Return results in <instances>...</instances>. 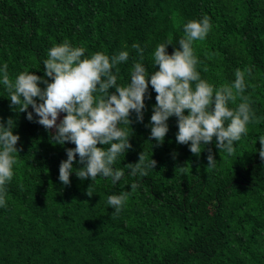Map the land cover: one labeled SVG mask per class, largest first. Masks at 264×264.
<instances>
[{
	"label": "trees",
	"instance_id": "16d2710c",
	"mask_svg": "<svg viewBox=\"0 0 264 264\" xmlns=\"http://www.w3.org/2000/svg\"><path fill=\"white\" fill-rule=\"evenodd\" d=\"M204 16L212 29L193 42L201 79L219 88L234 83L237 69L251 70L243 95L259 123L247 125L231 156L216 148L215 138L201 146L199 157L192 154L190 144L176 141L174 116L162 144L149 140L156 103L149 84L143 122L133 112L131 125H120L132 135L131 149L113 165L124 171L122 179L80 180L77 156L71 183L63 185L59 165L75 145L52 143L54 130L36 123L35 113L29 121L13 108L0 82V122L11 118L20 137L6 207H0V264H264V161L258 151L264 135V0H0V69L6 63L13 81L25 71L43 77L48 51L68 41L85 49L82 59L127 51L128 60L113 68L117 84L127 86L135 63L154 73L156 47L171 41V54L184 24ZM133 44L143 49V59ZM241 102L238 97L228 107ZM209 149L216 159L211 169ZM142 152L157 163L147 176L131 175L128 164ZM184 166L182 173L177 167ZM121 192L130 195L115 214L108 196Z\"/></svg>",
	"mask_w": 264,
	"mask_h": 264
},
{
	"label": "clouds",
	"instance_id": "9594fccd",
	"mask_svg": "<svg viewBox=\"0 0 264 264\" xmlns=\"http://www.w3.org/2000/svg\"><path fill=\"white\" fill-rule=\"evenodd\" d=\"M183 29L184 37L171 54L167 52L171 41L156 47L154 62L158 70L149 75L141 63H135L127 86L118 85L117 75L113 73L116 65L128 60L127 51L111 58L97 52L91 58L82 59L85 49L73 47L68 41L48 51V58L43 62V77L25 71L13 81L8 65H3L0 82L9 93L11 106L18 108L19 113L26 112L29 121H33L35 113L38 117L36 123L46 130H54L52 143L63 146L70 142L75 145V148L65 149L67 159L59 165V181L63 185L71 183L77 156L78 163L83 165L75 169L80 180L94 182L102 176L111 178L116 184L122 179L124 171L114 169L113 165L118 156L131 149L129 138L132 135L120 125H131L133 112L137 121L143 122L149 84L156 93L149 140L154 139L158 144L164 142L169 131L167 121L174 116L178 124L176 141L182 145L190 144L192 154L199 157L203 151L201 146L212 143L215 138L216 148L231 156L235 153V143L247 135V125L259 123L248 97L243 95L247 87L245 75H251L250 69H237L234 83L219 88L201 79L197 71L198 59L194 55L193 42L207 37L212 29L210 18L204 16L200 20H190ZM132 47L143 59L140 45L133 44ZM41 84L45 87L42 88ZM110 89L115 91L110 92ZM238 97L242 102L235 109H230L229 102L235 103ZM30 106L32 111H28ZM62 113L65 115L60 119ZM13 123L11 118L6 125L0 122V207H6V185L13 179V165L17 163L13 154L20 151L16 147L20 137L13 134ZM258 139L261 146L259 157L264 161V135ZM207 161V169L215 167L216 159L211 149ZM156 163L142 152L138 162L128 164V167L131 175L147 176L148 170L154 169ZM177 168L182 173L187 170L186 166ZM136 188L137 184L133 183L131 190L134 192ZM87 195L91 197L92 193L87 192ZM129 195V192H121L108 196L107 202L115 214L121 212Z\"/></svg>",
	"mask_w": 264,
	"mask_h": 264
}]
</instances>
